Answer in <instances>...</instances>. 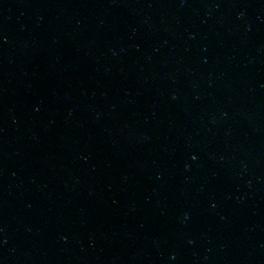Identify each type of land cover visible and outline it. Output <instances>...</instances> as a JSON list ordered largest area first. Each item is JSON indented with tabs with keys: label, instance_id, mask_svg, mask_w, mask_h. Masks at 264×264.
I'll return each mask as SVG.
<instances>
[{
	"label": "water",
	"instance_id": "1",
	"mask_svg": "<svg viewBox=\"0 0 264 264\" xmlns=\"http://www.w3.org/2000/svg\"><path fill=\"white\" fill-rule=\"evenodd\" d=\"M0 264H153L77 151L4 0Z\"/></svg>",
	"mask_w": 264,
	"mask_h": 264
}]
</instances>
